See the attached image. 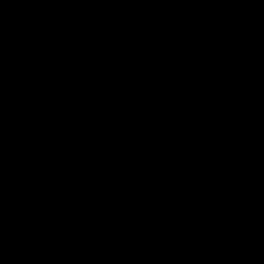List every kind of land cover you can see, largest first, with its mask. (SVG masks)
Masks as SVG:
<instances>
[{"label":"water","instance_id":"95a60500","mask_svg":"<svg viewBox=\"0 0 264 264\" xmlns=\"http://www.w3.org/2000/svg\"><path fill=\"white\" fill-rule=\"evenodd\" d=\"M0 264H264V0H0Z\"/></svg>","mask_w":264,"mask_h":264}]
</instances>
